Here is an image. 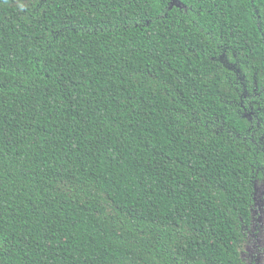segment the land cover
Here are the masks:
<instances>
[{
  "label": "trees",
  "instance_id": "16d2710c",
  "mask_svg": "<svg viewBox=\"0 0 264 264\" xmlns=\"http://www.w3.org/2000/svg\"><path fill=\"white\" fill-rule=\"evenodd\" d=\"M0 0V264H245L264 180V0Z\"/></svg>",
  "mask_w": 264,
  "mask_h": 264
},
{
  "label": "rangeland",
  "instance_id": "374dc122",
  "mask_svg": "<svg viewBox=\"0 0 264 264\" xmlns=\"http://www.w3.org/2000/svg\"><path fill=\"white\" fill-rule=\"evenodd\" d=\"M254 191L251 224L244 230L240 256L245 264H264V180L255 183Z\"/></svg>",
  "mask_w": 264,
  "mask_h": 264
},
{
  "label": "water",
  "instance_id": "95a60500",
  "mask_svg": "<svg viewBox=\"0 0 264 264\" xmlns=\"http://www.w3.org/2000/svg\"><path fill=\"white\" fill-rule=\"evenodd\" d=\"M175 1L176 0H169L170 7H172L173 5H175Z\"/></svg>",
  "mask_w": 264,
  "mask_h": 264
},
{
  "label": "flooded vegetation",
  "instance_id": "af4514ba",
  "mask_svg": "<svg viewBox=\"0 0 264 264\" xmlns=\"http://www.w3.org/2000/svg\"><path fill=\"white\" fill-rule=\"evenodd\" d=\"M175 5H179V6H181V2L178 1V0H176V1H175Z\"/></svg>",
  "mask_w": 264,
  "mask_h": 264
}]
</instances>
